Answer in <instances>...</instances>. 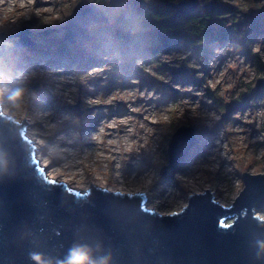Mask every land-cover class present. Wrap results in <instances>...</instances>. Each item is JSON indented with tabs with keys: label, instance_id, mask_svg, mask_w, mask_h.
<instances>
[{
	"label": "rangeland",
	"instance_id": "1",
	"mask_svg": "<svg viewBox=\"0 0 264 264\" xmlns=\"http://www.w3.org/2000/svg\"><path fill=\"white\" fill-rule=\"evenodd\" d=\"M10 1L0 0V32L11 35L4 43L13 45L26 26L32 45L0 59V109L30 124L45 176L68 187L87 189L90 180L111 191L143 193L146 208L168 214L204 189L228 206L243 187L242 173L264 175V0H214L230 12L205 17V58L173 50L156 61L137 58L132 74H115L107 49L91 46L86 57L97 60L77 74L60 41L80 0H13L12 7ZM209 1L199 0L197 8ZM181 65L194 74L182 76ZM77 100L80 114L68 108ZM230 101L241 107L221 119ZM103 114L101 127L96 121ZM180 125L193 127L197 141L160 176L167 141ZM93 129L103 133L96 140ZM255 213L264 218L263 209Z\"/></svg>",
	"mask_w": 264,
	"mask_h": 264
},
{
	"label": "water",
	"instance_id": "2",
	"mask_svg": "<svg viewBox=\"0 0 264 264\" xmlns=\"http://www.w3.org/2000/svg\"><path fill=\"white\" fill-rule=\"evenodd\" d=\"M124 0H108L110 7ZM199 0H179L166 5L190 13ZM128 4V1H125ZM210 0L203 8L215 9ZM107 16L88 0H80L62 26V41L85 45L94 38L89 28L106 23ZM22 26L13 44L0 32V59L15 56L32 45ZM182 76L194 71L181 65ZM241 107L224 104L221 119ZM80 114L79 100L68 106ZM27 123L0 109V264H67L70 252H82L88 264H264V175L242 173V189L230 205L218 204L212 193L188 195L176 212L160 214L145 207L143 193L110 191L89 183L85 191L47 178L34 159L24 135ZM195 130L180 125L167 141V164L175 166L196 143Z\"/></svg>",
	"mask_w": 264,
	"mask_h": 264
},
{
	"label": "trees",
	"instance_id": "3",
	"mask_svg": "<svg viewBox=\"0 0 264 264\" xmlns=\"http://www.w3.org/2000/svg\"><path fill=\"white\" fill-rule=\"evenodd\" d=\"M127 1V5L112 8L107 0H95L108 19L106 23L89 28L94 38L83 46L60 41L63 50L70 51L77 74L86 68L88 60H97L86 57L87 46L93 50L106 48L110 54L106 61L115 74L136 72L137 58L156 61L159 56L178 49L205 58V17L230 12L228 7L217 6L210 10L196 8L190 13H179L166 5L179 0Z\"/></svg>",
	"mask_w": 264,
	"mask_h": 264
},
{
	"label": "bare ground",
	"instance_id": "4",
	"mask_svg": "<svg viewBox=\"0 0 264 264\" xmlns=\"http://www.w3.org/2000/svg\"><path fill=\"white\" fill-rule=\"evenodd\" d=\"M20 3H23V4L26 5V4H28V1H27V0H23V1L20 0ZM9 4H10L11 7L15 5V3H14L13 0L10 1ZM19 52H20V51H19ZM19 52H18V53H19ZM16 55H17V54H16ZM16 55H15V56H16ZM12 56H13V55H12ZM3 113H4L5 115H8L7 112H4V111H3ZM113 116H114V114H111L109 118H111V117H113ZM20 118H22V117H20ZM103 118H105V117H104V114H103V116H100V118H98L97 121H96L97 124H98V122L100 121V125H101V127H104V126H105V123H104V122H101ZM22 119H23V118H22ZM105 120H106V119H105ZM108 120H109V119H108ZM109 123L112 124L113 121H110ZM98 125H99V124H98ZM97 127H99V126H97ZM108 128L112 130L114 127L111 126V125H109ZM95 129H96V128H95ZM100 129H101V128H100ZM100 129H97V130H94V129H93L95 133H94V137H93L92 139H95V140H96V139L101 135L102 132H101ZM90 130H91V129H90ZM102 134H103V133H102ZM107 135H108V137H111V138H115V137H116L115 135H113V133H111V134L109 133V134H107ZM128 136H129V133H127L126 136H124L125 139H124V142H123L124 145H125V147H126V150H129L130 145H131L130 142H129V138H128ZM27 139H28V140L30 139V141H31L32 143H34V141H33V139H32L31 137H28ZM91 144H92V143H91ZM111 147H113V146H111ZM103 149H104V148H103ZM104 150H105V149H104ZM37 160H38V159H37ZM38 161H39V160H38ZM38 164H39V166H40L41 168H44V167L47 165V164H44L43 162H40V161H39ZM131 171H133V170H131ZM46 176H47V178H49V179H52V178H53V177L48 176V175H46ZM52 180H53V179H52ZM88 183H90L91 185H94V186H97V187L102 188L100 185L94 183L93 181H90V180H89ZM69 188H70V189H73V190H78V191H79V190H80V191L82 190V191H83L84 189H86V186H77V185H74V186H69ZM110 191H111V190H110ZM119 192H120V191H119ZM122 193H126V192H122Z\"/></svg>",
	"mask_w": 264,
	"mask_h": 264
},
{
	"label": "clouds",
	"instance_id": "5",
	"mask_svg": "<svg viewBox=\"0 0 264 264\" xmlns=\"http://www.w3.org/2000/svg\"><path fill=\"white\" fill-rule=\"evenodd\" d=\"M88 256L82 252H70L67 264H88ZM39 264V260H37Z\"/></svg>",
	"mask_w": 264,
	"mask_h": 264
},
{
	"label": "built area",
	"instance_id": "6",
	"mask_svg": "<svg viewBox=\"0 0 264 264\" xmlns=\"http://www.w3.org/2000/svg\"><path fill=\"white\" fill-rule=\"evenodd\" d=\"M14 71H17V69H13ZM5 72V71H4ZM1 97V96H0ZM1 104H0V106L1 107H3L4 106V103L1 101L0 102ZM3 105V106H2ZM14 117V116H13ZM23 118V117H22ZM22 118H20V120L22 119ZM29 126H30V124H27L26 125V127H25V130H24V135H25V137L26 138H28V137H31V133H29L30 131L28 130L29 129ZM29 142H31L30 141V139H29ZM32 143V142H31ZM36 145V143L34 142V143H32V147H33V154H34V157L36 158V160L38 159V156L36 157V154H37V147L35 146ZM39 151V150H38ZM38 161V160H37ZM86 190V189H85ZM84 191V190H83Z\"/></svg>",
	"mask_w": 264,
	"mask_h": 264
}]
</instances>
